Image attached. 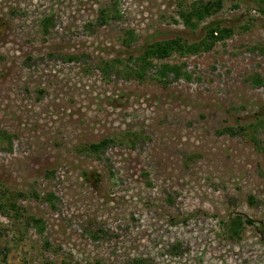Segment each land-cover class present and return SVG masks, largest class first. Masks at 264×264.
I'll return each instance as SVG.
<instances>
[{
    "label": "rangeland",
    "instance_id": "1",
    "mask_svg": "<svg viewBox=\"0 0 264 264\" xmlns=\"http://www.w3.org/2000/svg\"><path fill=\"white\" fill-rule=\"evenodd\" d=\"M200 1L0 0V264H264V2L190 30ZM216 24L211 50L134 75L145 44Z\"/></svg>",
    "mask_w": 264,
    "mask_h": 264
},
{
    "label": "trees",
    "instance_id": "2",
    "mask_svg": "<svg viewBox=\"0 0 264 264\" xmlns=\"http://www.w3.org/2000/svg\"><path fill=\"white\" fill-rule=\"evenodd\" d=\"M264 2V0H261ZM222 7L221 0H209L206 2H192L190 6L186 9H182L179 11V17L182 20L183 25L190 30H195L200 22H202L205 18L211 16L212 14L219 11ZM264 13V10H262ZM117 19L118 14L109 13L102 14L101 21L103 23L107 22L109 19ZM231 33L229 28L221 27L219 25H210L206 27V33L203 39L198 42L187 43L182 41L180 37L170 38L162 41H155L152 43L145 44L144 47L140 48L137 51V56L133 58L136 63V69L132 70L134 75L138 78H144L148 72L152 70L154 64L152 62L153 59H164L169 57L172 53L177 52L180 55L186 54H195L198 52H207L213 48L215 43L219 40H222L229 36ZM134 31L129 30L127 32L126 38L123 40V43L126 47H130L132 43L135 41ZM108 64H105V67ZM106 70V68H105ZM182 66L179 65H170L168 63H162L159 66L157 74L163 79L168 78L173 75V78H179L180 76H185L188 78V74L182 72ZM257 84H261L262 80L259 78L255 79ZM260 120V124L264 125V118ZM243 132H247L245 128H240ZM223 132L235 135L237 133L232 127H226L223 129ZM112 140L110 138H104L99 142L90 143L85 145L82 149L89 150L95 154H99L102 149L108 145ZM257 143V142H256ZM2 207V206H0ZM14 207V205H11ZM31 222L34 223L37 229L42 232L43 231V223L40 219L30 218ZM244 222H250L249 219L242 220L240 216H236L231 220L229 230L232 234H238L239 229L242 227ZM85 264H92L87 262Z\"/></svg>",
    "mask_w": 264,
    "mask_h": 264
}]
</instances>
